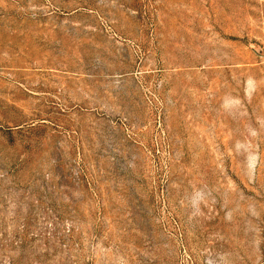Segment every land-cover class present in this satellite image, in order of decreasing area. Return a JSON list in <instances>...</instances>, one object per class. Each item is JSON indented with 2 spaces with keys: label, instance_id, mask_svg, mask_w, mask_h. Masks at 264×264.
Listing matches in <instances>:
<instances>
[{
  "label": "rangeland",
  "instance_id": "1",
  "mask_svg": "<svg viewBox=\"0 0 264 264\" xmlns=\"http://www.w3.org/2000/svg\"><path fill=\"white\" fill-rule=\"evenodd\" d=\"M0 264H264V0H0Z\"/></svg>",
  "mask_w": 264,
  "mask_h": 264
}]
</instances>
